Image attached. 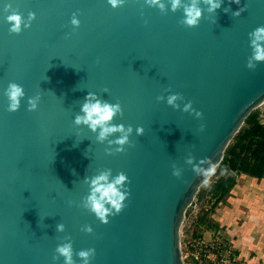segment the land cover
<instances>
[{
	"label": "water",
	"instance_id": "95a60500",
	"mask_svg": "<svg viewBox=\"0 0 264 264\" xmlns=\"http://www.w3.org/2000/svg\"><path fill=\"white\" fill-rule=\"evenodd\" d=\"M5 4L25 21L35 13L31 27L11 33ZM199 6V24L188 27L183 7L162 12L144 0L115 9L107 0H0V264H64L53 257L68 242L74 264L88 249L90 264H184L180 229L205 184L194 169L218 167L264 103V62L247 67L264 0H223L214 13ZM10 83L26 94L15 112L4 95ZM90 92L121 105L113 123L144 128L123 152L109 144L119 133L101 143L74 123ZM170 94L180 95L178 108L166 103ZM108 170L127 175L130 194L104 224L84 204L91 179Z\"/></svg>",
	"mask_w": 264,
	"mask_h": 264
},
{
	"label": "clouds",
	"instance_id": "9594fccd",
	"mask_svg": "<svg viewBox=\"0 0 264 264\" xmlns=\"http://www.w3.org/2000/svg\"><path fill=\"white\" fill-rule=\"evenodd\" d=\"M107 2L115 9L122 7L126 0H107ZM204 2L208 6L207 11L209 13H214L223 4V0H204ZM233 2L239 4L240 0H233ZM144 3L149 7L158 8L162 12L166 11L169 5L172 12H176L183 7L182 23L188 27L197 26L203 16V9L199 6V0H191L190 3H185L184 0H144ZM4 11L11 12V14L6 16V20L10 24L9 31L11 33H21L24 28L31 27V22L35 19V13H29L27 21H25L22 14L12 10L11 4H5ZM243 11L244 9L240 8L232 14L235 17H239ZM80 23L77 14L73 13L70 24L74 28H78ZM249 40L252 55L248 59L247 67L255 69L258 63L264 62V26L250 32ZM105 92H107V89H105ZM4 95L8 99V111L15 112L20 109L21 102L26 94L22 86L10 83L4 90ZM180 98L179 94H170L166 97V103L173 108H178L179 106L176 104V101ZM157 99L164 101L165 97L159 96ZM39 100V95L28 98V110H37ZM191 108L192 103L188 102L185 104L183 110L187 112ZM80 112L81 114L75 116L74 123L76 125H86L92 132H98L97 140L99 142L103 143L109 136L116 133L120 134L115 140L109 141L110 145L114 144L117 146L114 148V151L117 153L123 152L125 150L124 146L130 144V137L134 131L136 135H143L145 131L143 127L133 129L132 126L126 127L124 124L113 123L118 115H122L121 105L102 100L96 93H87ZM197 116H202V113H197ZM109 154H112V152L109 151ZM216 170V166L210 163L206 169H194L198 176L205 178L203 181L205 184H207L208 178L215 175ZM221 174H224V171ZM173 175L179 177L180 172L174 171ZM90 183L91 190L86 198L84 207L93 213L102 223L107 224L109 216L119 214L125 207V201L130 194L126 187L127 183H129L128 177L123 172L112 176L111 170H108L92 178ZM57 230L64 231V225L58 224ZM83 230L88 233L93 231L90 226L85 227ZM56 252L58 256L53 257L54 260L63 257L64 264H74L73 246L70 242L58 245ZM94 254V249H88L79 251L78 256L83 260V264H90V258Z\"/></svg>",
	"mask_w": 264,
	"mask_h": 264
},
{
	"label": "trees",
	"instance_id": "16d2710c",
	"mask_svg": "<svg viewBox=\"0 0 264 264\" xmlns=\"http://www.w3.org/2000/svg\"><path fill=\"white\" fill-rule=\"evenodd\" d=\"M216 169L214 182L205 193V197H210V209L203 211V215L197 220L193 237L202 236L198 228H217L211 216L236 185L238 173L257 179L264 178V123L260 121L258 113L252 111L246 118ZM222 171L224 174H221Z\"/></svg>",
	"mask_w": 264,
	"mask_h": 264
},
{
	"label": "crops",
	"instance_id": "0c3cea01",
	"mask_svg": "<svg viewBox=\"0 0 264 264\" xmlns=\"http://www.w3.org/2000/svg\"><path fill=\"white\" fill-rule=\"evenodd\" d=\"M254 180L260 181V185L258 187L253 188L252 190L253 194L257 192L261 193V191H263L264 193V178L257 179L247 174H241L239 176V179H237L234 188L218 204L211 217L214 221V224L218 228H221L223 230L225 229L229 230V235L231 239L235 240L234 246L237 247L238 250L237 253H239L240 257L245 258L248 264H264V241L253 242L254 240L253 238H255L257 234H261L264 239V226L263 229L254 226L252 222L249 221L247 217H245L244 213L246 212L244 211L241 212L239 210L240 203L237 200H235L238 190H243L247 188V186L253 185ZM245 181L247 183L246 186L243 185V182ZM251 202L254 201L251 200ZM254 205L255 203H253L252 205L253 214L254 213L258 214ZM246 206L248 208L250 207L248 205ZM259 206L260 205H258L257 208H260ZM213 233H214L213 229L206 228L203 230V237L208 240L213 236ZM242 239L252 240L250 247H246L244 242H240V240ZM250 253L252 254L250 255Z\"/></svg>",
	"mask_w": 264,
	"mask_h": 264
},
{
	"label": "rangeland",
	"instance_id": "374dc122",
	"mask_svg": "<svg viewBox=\"0 0 264 264\" xmlns=\"http://www.w3.org/2000/svg\"><path fill=\"white\" fill-rule=\"evenodd\" d=\"M254 111L259 114L260 121L264 123V103L261 106H259L257 109H255ZM240 175H241L240 173L237 174V177H238L237 179H239ZM214 179H215V175L211 176L208 179L207 184H204L200 187L199 192L197 193L192 205L188 208L185 214V218H184V221L180 229V244H181V251H182L184 264H195L190 256H186L187 255V245H188V241L193 236L192 233L194 232L195 229H197V226H196L197 220L199 219L201 215H203L204 213L203 211H207L208 209H210L211 204L208 202L210 197L208 195L205 197V193L210 188V186L213 184ZM246 184H247L246 181L243 182L244 186H246ZM259 185H260V181L254 180L253 185H249L247 186V188L243 190H238L235 200H237L240 203L239 210L241 212L242 211L246 212L244 213L245 217H247V219L251 221L254 226L258 228L260 227L261 229H263V226H264V222H263L264 221V212H263L264 193L263 191H261V193L257 192L253 194L252 192L253 188L258 187ZM251 200H253L254 202H251ZM253 203H255L254 207L256 208L258 212V214L254 213L255 215L253 214V211H252ZM246 205L250 207L248 208ZM258 205H260L259 206L260 208H257ZM218 229L220 228L217 227L216 229H213V230L215 232ZM198 230L203 236V228H198ZM227 235L228 234H226V236ZM229 238L231 239L230 235H229ZM253 239H254L253 242L255 241L263 242L264 241L261 234H257V236ZM231 241L234 246L235 240L231 239ZM240 242H244L246 247H250L252 240L242 239L240 240ZM237 251H238L237 247H235V252ZM251 254L252 253H250V255ZM237 255L239 257L240 264H248L247 260L243 257H240L239 253H237Z\"/></svg>",
	"mask_w": 264,
	"mask_h": 264
},
{
	"label": "built area",
	"instance_id": "2783aa9c",
	"mask_svg": "<svg viewBox=\"0 0 264 264\" xmlns=\"http://www.w3.org/2000/svg\"><path fill=\"white\" fill-rule=\"evenodd\" d=\"M186 256H190L195 264H240L229 231L221 228L208 240L203 236H192L188 241Z\"/></svg>",
	"mask_w": 264,
	"mask_h": 264
}]
</instances>
